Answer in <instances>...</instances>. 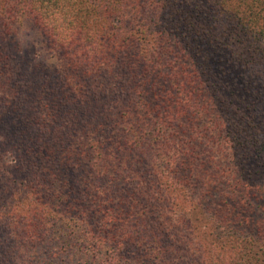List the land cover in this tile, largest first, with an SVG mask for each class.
<instances>
[{
    "label": "trees",
    "instance_id": "trees-1",
    "mask_svg": "<svg viewBox=\"0 0 264 264\" xmlns=\"http://www.w3.org/2000/svg\"><path fill=\"white\" fill-rule=\"evenodd\" d=\"M4 77L0 264L52 215L96 264H264V0H0Z\"/></svg>",
    "mask_w": 264,
    "mask_h": 264
},
{
    "label": "rangeland",
    "instance_id": "rangeland-1",
    "mask_svg": "<svg viewBox=\"0 0 264 264\" xmlns=\"http://www.w3.org/2000/svg\"><path fill=\"white\" fill-rule=\"evenodd\" d=\"M20 35L26 42L34 45L33 48H35L39 61L51 67L60 64L59 59L53 57L47 51V48L43 46L41 42L42 38L28 21L23 22ZM8 93V83L6 82V77H4L0 80V100H4V102H1L2 104L5 103ZM57 219L55 215H52L50 220H46L44 227L45 229L47 228L46 230H48L49 234L45 236L41 257L36 258L31 256L30 253L25 252L23 253V257L15 264H96L90 258L93 256L91 253V240L93 236H96L97 241L100 242L104 239V236L97 231V228L92 224V220L87 216H78V221H80L82 228L77 230L70 228L73 222L68 223L67 221H63L62 224L65 227H69L67 231L70 233L69 235H64L60 222L55 224ZM50 222L54 224L50 225ZM17 238H14L15 244H17ZM65 239L69 242L66 243ZM60 249L61 252H59ZM111 252L112 250L104 247L99 253L102 257L107 258L111 255Z\"/></svg>",
    "mask_w": 264,
    "mask_h": 264
}]
</instances>
